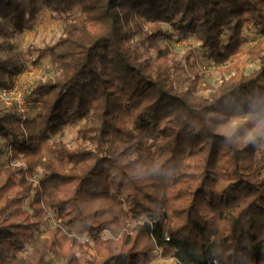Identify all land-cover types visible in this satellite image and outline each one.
<instances>
[{"label": "trees", "instance_id": "16d2710c", "mask_svg": "<svg viewBox=\"0 0 264 264\" xmlns=\"http://www.w3.org/2000/svg\"><path fill=\"white\" fill-rule=\"evenodd\" d=\"M43 7L80 18L36 51L57 72L28 92L41 110H0V264H264V133L244 141L264 122V0H0V88L26 70L7 41ZM246 32L259 68L217 88L159 44L192 36L224 65ZM83 121L75 149L54 140Z\"/></svg>", "mask_w": 264, "mask_h": 264}, {"label": "rangeland", "instance_id": "374dc122", "mask_svg": "<svg viewBox=\"0 0 264 264\" xmlns=\"http://www.w3.org/2000/svg\"><path fill=\"white\" fill-rule=\"evenodd\" d=\"M79 18L80 14L76 10L67 16L58 17L43 7L34 21L31 31L12 34L7 44L12 46L14 50L21 55V59L26 64V70L17 77L20 86L24 87V89H26L25 86L27 87L26 91H31L39 83H46L55 79L57 75L56 67L49 56L44 57L40 64H34L37 55L36 51L56 44L64 37L68 25L76 22ZM165 29L171 30L168 26H165ZM246 35L250 36L249 44L243 47L241 53L232 57L224 65L212 63L201 50L199 43H197L192 36L183 37L175 34L174 39H160L159 44L163 47L168 46L177 61H183L187 64L186 56L190 55V63L187 64L184 70V76H189L191 79H195L199 76L202 84L217 88L225 79L232 77L241 78L242 75H249L259 68L258 64L251 61L247 51L248 47L257 44L261 36L259 34H253L252 32H246ZM227 41L228 39L226 38L225 43H227ZM6 52L7 51L0 50V57H5ZM142 56L145 59L152 60H157L158 58V54L153 50L143 51ZM31 68L36 69V74L32 80L27 77V73ZM235 121L244 122L245 119ZM83 125L84 121L65 128L54 140L64 142L68 147L75 149L77 147L78 130L82 128ZM9 155L10 154L4 155L0 159V168L4 165L7 166ZM16 165L20 164H14V166ZM39 174L40 173L37 174V177H40ZM53 216V214H49L47 224L42 228L41 233L45 237L50 235V232L58 223ZM88 256L89 254H86V257ZM86 257L83 256V260ZM54 264H62V262L54 259ZM151 264H175V262L172 259H165L157 256Z\"/></svg>", "mask_w": 264, "mask_h": 264}, {"label": "built area", "instance_id": "2783aa9c", "mask_svg": "<svg viewBox=\"0 0 264 264\" xmlns=\"http://www.w3.org/2000/svg\"><path fill=\"white\" fill-rule=\"evenodd\" d=\"M36 74V69L31 68L27 77L32 80ZM27 89V87L25 86ZM21 87L17 78L10 88H0V110L3 112H16L22 121L34 117L42 107L41 101L28 98V92ZM32 115V116H29Z\"/></svg>", "mask_w": 264, "mask_h": 264}, {"label": "clouds", "instance_id": "9594fccd", "mask_svg": "<svg viewBox=\"0 0 264 264\" xmlns=\"http://www.w3.org/2000/svg\"><path fill=\"white\" fill-rule=\"evenodd\" d=\"M242 122L243 121H233L230 125L226 126V131L224 134L228 135L231 132H234L235 129L238 128L240 123ZM261 133H264V122L259 124L255 129L248 133V135L244 138L245 143L252 142Z\"/></svg>", "mask_w": 264, "mask_h": 264}]
</instances>
